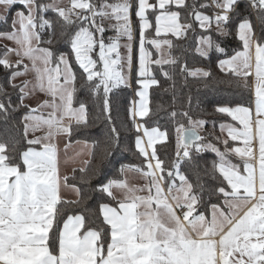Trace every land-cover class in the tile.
Segmentation results:
<instances>
[{
    "label": "snow or ice",
    "instance_id": "snow-or-ice-1",
    "mask_svg": "<svg viewBox=\"0 0 264 264\" xmlns=\"http://www.w3.org/2000/svg\"><path fill=\"white\" fill-rule=\"evenodd\" d=\"M0 124V264H264V0H0Z\"/></svg>",
    "mask_w": 264,
    "mask_h": 264
},
{
    "label": "trees",
    "instance_id": "trees-1",
    "mask_svg": "<svg viewBox=\"0 0 264 264\" xmlns=\"http://www.w3.org/2000/svg\"><path fill=\"white\" fill-rule=\"evenodd\" d=\"M190 66H203L198 64L196 61L190 58ZM219 75V73H217ZM183 91L185 93L191 92L193 97V112L196 114L203 113L204 118H209L210 123L208 125L211 128V119L213 118L212 107L213 105L209 104V101H216V100H242L246 98L247 93L243 89H238L234 85L229 86L227 84L217 85L216 88H205L202 82H197L196 80L189 78L188 80V87L184 88ZM131 95L130 93L128 94ZM202 100L204 101L203 104L200 105L199 108L196 107L197 101ZM166 121L162 120L161 123H165ZM219 122V121H217ZM102 125L97 122L93 125L94 131L93 136L100 139L101 141L104 139L101 131H97L96 129H102ZM5 131V126L0 124V136H3ZM121 157L124 158V162H139L137 158L134 156L132 152L129 151V142L126 140L124 149L120 154ZM210 159L212 157H209ZM69 183H72L70 180ZM65 208L69 210L75 211H85L86 215L91 216L93 212L96 211V201L91 200L88 201V209H85V202L82 201L80 204H70L65 205Z\"/></svg>",
    "mask_w": 264,
    "mask_h": 264
},
{
    "label": "crops",
    "instance_id": "crops-1",
    "mask_svg": "<svg viewBox=\"0 0 264 264\" xmlns=\"http://www.w3.org/2000/svg\"><path fill=\"white\" fill-rule=\"evenodd\" d=\"M6 42V41H5ZM73 151H79L78 148H72L69 150V155L71 156ZM61 171L62 172H68V174L70 175V167L69 168H66L63 164V154H62V157H61ZM130 179L132 180L133 183H137L139 182L135 177L134 175H130ZM62 194L65 195L68 199H72V200H75L76 197L74 194H72L68 189H63L62 190Z\"/></svg>",
    "mask_w": 264,
    "mask_h": 264
},
{
    "label": "rangeland",
    "instance_id": "rangeland-1",
    "mask_svg": "<svg viewBox=\"0 0 264 264\" xmlns=\"http://www.w3.org/2000/svg\"><path fill=\"white\" fill-rule=\"evenodd\" d=\"M109 34H111V33H109Z\"/></svg>",
    "mask_w": 264,
    "mask_h": 264
}]
</instances>
